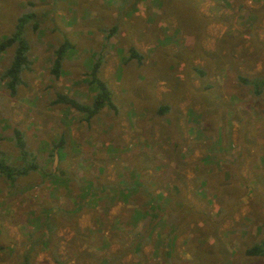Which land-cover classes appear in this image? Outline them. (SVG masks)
I'll list each match as a JSON object with an SVG mask.
<instances>
[{
	"label": "rangeland",
	"instance_id": "374dc122",
	"mask_svg": "<svg viewBox=\"0 0 264 264\" xmlns=\"http://www.w3.org/2000/svg\"><path fill=\"white\" fill-rule=\"evenodd\" d=\"M169 1L0 0V39L14 30L18 16L30 14L21 37L31 60L22 72L23 84L10 94L1 74L13 45L0 55V157L20 163L21 148L14 142L19 132L22 149L35 152L32 161L56 171L31 189L29 184L39 182L35 175L13 184L0 178V264L20 260L30 235L43 224L44 213L36 205L50 201L84 209L75 215L81 231L91 226L92 215L98 225L89 237L96 242L89 246L87 240L67 241L70 228L58 227L59 264H96L81 260L77 251L85 248L107 259L117 247L111 234L136 247L110 264H262V256L244 250L264 242V91L254 95L251 84L236 75L264 77V0H197L202 30L181 37L177 17L166 21L157 13ZM181 9L186 12L182 24L193 28L189 7ZM152 19L153 27H146ZM199 22L195 19L196 27ZM128 28H142L148 41L142 40V46L140 40L129 42ZM134 35L142 37L137 31ZM62 39L69 46L54 77L50 68ZM137 44L144 51L139 62L127 55L129 49L141 54ZM95 61L96 76L112 91L117 110L104 107L87 124L52 99L63 92L88 100L94 92L88 72ZM161 105L165 110L160 113ZM59 137L57 155L53 144ZM177 178L190 191L184 197ZM120 179L139 181L155 198L173 194L165 214L155 203L143 209L124 203L125 196L108 185ZM125 195L138 198L141 193ZM181 204L209 208L211 216L204 220L192 212L179 217ZM130 208L129 218L118 216ZM93 211L105 215L104 227ZM29 264L56 263L41 249L31 252Z\"/></svg>",
	"mask_w": 264,
	"mask_h": 264
},
{
	"label": "trees",
	"instance_id": "16d2710c",
	"mask_svg": "<svg viewBox=\"0 0 264 264\" xmlns=\"http://www.w3.org/2000/svg\"><path fill=\"white\" fill-rule=\"evenodd\" d=\"M30 15V14H29ZM29 15H20L16 18V23L14 26V30L9 33L4 38L0 39V55L3 53V51L8 48L10 45H13L12 49V55L11 59L5 69L4 72H2L1 76L6 79V88L9 90L10 94L15 93L16 86L23 84L22 79V72L25 70H28L30 68L31 60L27 55V50L29 48L28 42L26 39L22 36V30H23V24L26 18ZM25 19V20H24ZM35 25L33 24V27ZM69 46V42L66 39H62V41L58 44L55 50V56L52 60V65L50 68V72L54 77H57L59 74V69L61 65L62 55L65 51V49ZM256 53V52H255ZM128 57L135 58L138 62L141 59V55L137 53L134 49L128 50ZM258 58V56H253L252 58ZM251 61L252 59H248ZM98 68V61H95L91 64L88 76H89V83L94 84V92L86 101H81L78 98L72 97L66 93L63 92H55L54 97L52 99L53 103L61 104L63 106H67L71 110L74 111V113H79L81 115V119L84 120V122H89L90 118L100 112L104 107H107L108 109H111L113 112H116L117 107L111 100V94L112 92L107 87V85L102 81L101 79L97 78L96 76V70ZM199 74H203L202 71L198 70ZM256 76H253L251 78L237 74L236 77L241 81L242 83L249 82L251 84L252 93L254 95L260 94L264 87V77H260L259 74H255ZM165 110V106L161 105L158 108V111L161 113ZM262 111L264 112V105H262ZM61 137L58 138V142L53 144V147L56 148L55 153L58 154L59 148L58 146L61 145ZM14 142L16 146L20 147L21 150L18 154V159L20 160V163L17 165H11L9 164L6 159L4 158V155L0 157V178L6 179L9 184H13V181L20 177L35 175L38 177L39 182L31 183L28 185V189H31L32 186H39L44 185L46 180L48 181L49 177H51L56 171L51 169L50 167L44 168L41 165H37L36 162L31 158L35 157V152L28 151L25 149H22V139L19 132H16L14 137ZM50 157H52V152L48 153ZM60 157V156H59ZM30 159V160H28ZM135 174H138L137 171H134ZM62 174V173H61ZM67 173H64L63 175H66ZM71 175L72 172H71ZM70 176V174H69ZM68 177V176H65ZM76 177V176H75ZM108 184L109 186L113 187L115 190H117L118 196H125V202H130V204L136 205L139 209H143L147 207V205L150 203L154 206V203L157 204V208H161V214H165L166 211V205L167 201L164 199H161V196H158L155 198L153 195H146V191L143 187L142 183L134 182L130 183L125 181L124 179L118 180L116 183ZM106 187L103 186L102 188L106 190ZM84 189V188H83ZM88 189L85 187V192H87ZM88 193L90 197L93 195L92 190ZM92 192V193H91ZM126 192L135 193L140 192V197L126 196ZM88 201V200H87ZM149 202V203H147ZM164 202H166L164 204ZM36 207L44 213L41 217V221L43 224H41L40 228L36 230L35 234L33 236L30 235V239H32V242L27 245L26 248L23 249V251L20 253L19 258L20 260L15 262V264H29V257L31 252L36 253L37 250H44L49 254L54 261V263L59 264L60 260L58 258L56 247H54L55 243L59 240V236L55 235V231L58 229V227H64L68 226L72 232L71 239L67 241H76V239L81 241L87 240V246L90 242H96L95 240H90L89 237H91L94 233V228H96L95 231H97L98 225L94 223V215H92V224L90 227H84L83 230L79 229V226L76 225L75 222V215L80 214L83 212L84 209L81 210H74V206L71 208H65L59 205L56 201H50L49 204L43 203V204H37ZM90 209L89 205L87 207ZM97 210V209H96ZM124 210V209H123ZM225 210L219 207L217 211ZM125 211V210H124ZM132 211L130 208L129 211L123 215H118L121 219L123 217L125 219L129 218V212ZM177 211L179 213V217L181 214L184 215H191L190 213L195 212V215L203 218L204 220L207 219V212H202L201 210H198L194 208L193 206L189 204H181ZM95 214H99V218L102 220L101 227H104L105 223V215L102 214L100 211H93ZM126 212V211H125ZM216 212V211H215ZM206 213V214H205ZM98 220V219H97ZM165 223V221L163 222ZM147 224V222H146ZM166 224V223H165ZM113 227V225H111ZM171 229L174 230L176 226L174 227L171 225ZM29 236V235H28ZM110 238L112 239V242L117 245V247L114 249L113 252L108 255L107 259L104 258V255L102 256H94L92 253L89 252V250L82 249L81 252L77 251V254H79L81 257V260H92L96 264H110L111 262H114L121 258L122 255L127 254L128 252H134L135 247L132 242H130L127 238H122L120 236H116L115 234H111ZM90 240V241H89ZM99 240V239H98ZM66 241V242H67ZM100 241L96 244L99 245ZM77 250V249H76ZM74 250V252H76ZM245 254L251 255V256H262L264 258V242L261 243H252L249 246H247L244 250ZM70 257H67L69 259ZM74 260H77L75 257ZM88 261V262H92ZM63 262V260L61 261ZM264 264V260L262 262Z\"/></svg>",
	"mask_w": 264,
	"mask_h": 264
},
{
	"label": "crops",
	"instance_id": "0c3cea01",
	"mask_svg": "<svg viewBox=\"0 0 264 264\" xmlns=\"http://www.w3.org/2000/svg\"><path fill=\"white\" fill-rule=\"evenodd\" d=\"M165 5L167 6L166 8H161V10L160 11H158L157 13H158V15L161 17V19H163V20H170L171 18H172V14L174 15V16H176L177 17V21L179 22L178 23V25H177V27H178V32H179V36L181 37V36H183V34L182 33H185V34H190L192 31H193V29H195V28H200V30H202V26H203V22L201 23V20L203 19L202 18V12L200 11V8L198 7L197 8V0H188V1H186L185 3H183L182 1H179V0H170L168 3H165ZM172 5H174V11H171L173 8H172ZM181 6H183L184 8H187V6L189 7V9H190V11H191V13H192V16H191V21L193 22V28H187L186 26H184L183 24H182V22H183V16H184V22H185V20H186V18H185V14H186V12H182V9H181ZM161 11H164V13H162ZM171 11V12H170ZM105 13L107 14V9H105ZM183 14V15H182ZM174 18V20H176V18L175 17H173ZM195 19H199L200 20V22H199V24H198V26L196 27V24H195ZM157 24H159V23H157ZM153 25H154V19H152L151 21H148L147 23H146V27L147 26H149V27H153ZM183 27H186V29L184 28L183 29ZM81 30H83V29H81ZM140 30H143L142 28L140 29ZM140 30H137V29H133L132 31H130V29L128 28V30L127 31H121L122 33L124 32V34L126 35V37H129V42L131 41H137V40H140V46H142V44H143V42H142V40L143 41H148V38H146V40H144L143 39V32H141ZM186 30H188L189 31V33H187L186 32ZM135 31H137V33H140V35L142 36V37H132V36H135L134 35V32ZM199 36H201V31H200V34H199ZM135 49L138 51V52H140L141 54V59H140V61H142V59L144 58V55H143V53H144V51L138 46V44L137 45H135ZM142 50V51H139V50ZM128 55V54H127ZM193 66H195V65H193ZM112 92V91H111ZM112 97H113V93L111 94V100H112ZM113 102V101H112ZM114 103V102H113ZM115 104V103H114ZM115 106H116V104H115ZM117 107V106H116ZM103 110V109H102ZM99 113V112H98ZM113 113V112H112ZM116 113V112H115ZM96 115V114H95ZM94 115V116H95ZM94 116H92L91 118H90V120H89V122H87V124H90V121H91V119L94 117ZM60 158H62V157H60ZM173 171V170H172ZM183 177V176H182ZM136 178H138V176H136ZM172 180H174V179H172ZM177 182H178V186H180L181 187V190L183 191L182 192V197H184L185 196V193L188 191V192H190L188 189H186V191H185V189H184V186H183V179H179V178H177ZM208 182V181H207ZM174 184H175V181H174ZM177 187V186H176ZM204 191H205V193L207 192V190H206V187H205V185H204ZM151 192V191H150ZM134 193V192H133ZM173 195V194H172ZM172 195H170V194H166L165 195V193H164V196H161V199H164V200H170L171 198H173V196ZM236 195H238V194H236ZM223 196H224V198L226 199V200H229V197H225V196H227V193L225 192V193H223ZM195 197V196H194ZM199 197V196H198ZM174 199H177V200H179V199H181V197L180 198H174ZM201 199V198H200ZM200 199H199V201H200ZM189 205H191V204H189ZM191 206H193L194 208H196L193 204L191 205ZM135 207H136V205H135ZM134 209H137V208H134V206H133V210ZM196 209H198V210H201L200 208H196ZM202 212H208L209 211V208L208 209H205V210H201ZM209 215L207 216V217H210L211 216V211H209V213H208ZM209 219V218H208Z\"/></svg>",
	"mask_w": 264,
	"mask_h": 264
}]
</instances>
